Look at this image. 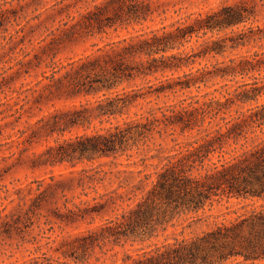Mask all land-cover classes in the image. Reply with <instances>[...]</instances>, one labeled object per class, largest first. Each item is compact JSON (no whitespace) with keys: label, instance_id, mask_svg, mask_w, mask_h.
I'll return each mask as SVG.
<instances>
[{"label":"trees","instance_id":"16d2710c","mask_svg":"<svg viewBox=\"0 0 264 264\" xmlns=\"http://www.w3.org/2000/svg\"><path fill=\"white\" fill-rule=\"evenodd\" d=\"M158 16L152 0H103L87 11L80 22H65L64 35L71 41L82 33L106 34L109 30L143 25ZM253 17V7L247 3L222 5L198 16L193 23L176 21L170 27L111 41L102 47L94 45V52L73 59L58 70L53 67L49 78L55 90L50 95L58 99H96L38 121L47 137L64 136L74 129L84 131L50 146L46 164L76 167L102 158L130 159L133 151L146 145L153 134L161 135L169 128L181 135L199 136L183 153L173 155L154 174V179L142 170L136 172L135 178L128 170L109 172L117 179L121 174L131 175L135 184L129 186L125 180L127 184L120 186L126 192L119 196L121 213L106 220L100 234L87 230L67 244V257L72 264H90L105 239L116 244L129 242L132 246L151 242L166 232L180 213L205 212L222 200H264V137L248 146L249 137L264 127V104H260L264 96V50L232 55L264 39L258 26H247ZM19 19L10 2L0 3V66L9 65L0 68V95L6 100L0 99V108L10 104L13 97L8 98L7 93L15 92L14 85L29 74L30 63L13 58L19 53L17 46L25 42L17 36L21 29L10 32V27L19 26ZM209 33L212 36L205 39ZM201 39L200 50L188 49ZM244 79L250 82L239 83ZM137 81L146 83L136 86ZM219 82L224 83L220 89L233 82L236 87L219 92L220 96L215 95L218 90L192 95L193 90L199 93ZM21 95L18 92V98ZM162 98L172 99V103L130 116L132 109H143ZM247 105L248 109H240ZM79 175L77 187L83 190L86 180L101 185L108 177L99 171L90 176L85 170ZM103 209L104 205L97 203L93 210L84 209L85 214L69 210L66 216L58 217L62 223L74 225L85 222L88 213H101ZM24 219L3 222L5 229L0 235L25 233L33 222ZM239 257L252 264L264 260V205L189 238L165 240L141 248L134 255L125 254L120 264H224ZM47 264H51L50 260Z\"/></svg>","mask_w":264,"mask_h":264},{"label":"rangeland","instance_id":"374dc122","mask_svg":"<svg viewBox=\"0 0 264 264\" xmlns=\"http://www.w3.org/2000/svg\"><path fill=\"white\" fill-rule=\"evenodd\" d=\"M8 1L18 11L19 26L10 27L13 34L15 30L21 32L17 35L24 38L25 42L17 46V55L14 59L23 60L28 64L29 74L22 77L15 85V92H8L7 96L13 97L8 106L0 108V232L5 227L3 222L12 223L18 217L29 218L32 226L23 234L2 233L0 235V264H72L67 245L81 232L94 230L100 234L101 226L106 220L113 219L121 213L118 208L121 203L120 195L125 196L123 187L128 180L129 186H133L131 175L121 174L119 179L109 172L128 170L133 172L134 178L137 171L143 174L158 172L175 154L183 153L199 136L196 133L181 135L178 130L167 129L160 134H153L146 145L134 150L132 158H102L94 162H84L76 167L69 164L50 165L45 163L46 151L50 146L61 143L63 140L83 134L82 129H74L64 136L54 135L47 137L41 131L38 121L50 115L61 113L65 109L80 103L93 102V97H63L58 99L54 92V85L50 81L53 67L58 70L67 65L73 59L88 55L99 47L111 41L136 36L150 30L160 29L163 26L170 27L172 23H193L198 16H205L211 10H217L222 5H235L247 3L253 7L254 17L247 26H258L264 34V0H152L158 10L159 16L143 25L118 28L117 31L109 30L106 34L91 32L89 34L76 35L71 41L64 35L66 27L80 22L87 11L95 5H100L103 0H0ZM73 19V20H72ZM212 36L211 33L207 38ZM215 37L221 36L214 34ZM203 39L195 45L194 42L188 49L194 47L200 50L199 45ZM264 50V39L257 45L249 46L235 51L232 55H252L257 51ZM26 56V57H25ZM220 59V58H218ZM215 62L206 60L204 62ZM13 64V63H12ZM7 68L8 64L0 66ZM57 74L56 77H60ZM45 77H48L45 79ZM153 80V79H152ZM250 82L249 79L238 80ZM144 81H137V85H145ZM224 83L219 82L210 89H202L199 93L192 91V95L212 94L216 96L224 90L233 91L235 83H229L228 87L220 89ZM131 86V85H130ZM129 85L124 87L129 88ZM18 92L21 97L18 98ZM183 98L181 94L178 96ZM5 96L0 95L2 102ZM15 103L17 106L13 107ZM172 99L162 98L153 101L151 105L143 109H132L130 116L135 113L145 114L151 107L171 104ZM264 104V96L260 100ZM23 107L19 113L16 109ZM249 106L240 107L243 111ZM264 137V127L257 130L249 137L248 146ZM239 148V147H238ZM217 161V157L213 158ZM113 162L120 164L116 167ZM81 170L93 175L99 171L101 176L107 173L108 177L104 184H97L86 180V189L77 187V178ZM140 175V176H143ZM121 181V183L119 182ZM93 198L96 200L93 201ZM103 204L101 213H88L86 221L74 225L62 223L58 216H66L71 210L76 214L83 213L84 209L93 210L96 204ZM259 205H264V200L237 202L235 200H222L215 203L211 210L205 212L180 213L168 225L166 232L151 242L144 244L121 242L116 244L112 239L100 242L101 249L96 248L90 264H120L125 254H136L141 248L148 245L162 243L165 240L173 241L175 238H189L193 235L206 231L209 226L221 222H229L237 216L245 214ZM244 206V208H242ZM92 218V220H91ZM89 222H91L89 224ZM224 264H252L245 262L243 258L230 259ZM254 264H264V260Z\"/></svg>","mask_w":264,"mask_h":264},{"label":"clouds","instance_id":"9594fccd","mask_svg":"<svg viewBox=\"0 0 264 264\" xmlns=\"http://www.w3.org/2000/svg\"><path fill=\"white\" fill-rule=\"evenodd\" d=\"M152 189H150V191H151Z\"/></svg>","mask_w":264,"mask_h":264}]
</instances>
